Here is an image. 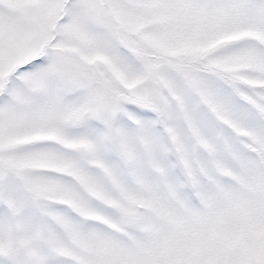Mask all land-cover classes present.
<instances>
[{"label":"snow or ice","instance_id":"snow-or-ice-1","mask_svg":"<svg viewBox=\"0 0 264 264\" xmlns=\"http://www.w3.org/2000/svg\"><path fill=\"white\" fill-rule=\"evenodd\" d=\"M0 264H264V0H0Z\"/></svg>","mask_w":264,"mask_h":264}]
</instances>
